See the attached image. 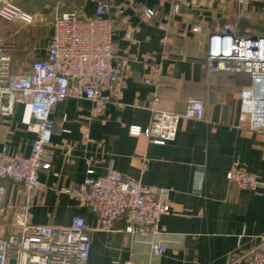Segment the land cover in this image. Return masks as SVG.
Instances as JSON below:
<instances>
[{"label": "crops", "instance_id": "obj_1", "mask_svg": "<svg viewBox=\"0 0 264 264\" xmlns=\"http://www.w3.org/2000/svg\"><path fill=\"white\" fill-rule=\"evenodd\" d=\"M5 1L33 18L31 24L0 18V46L13 74L31 72L32 62L44 58L56 16L75 11L93 18L99 1L112 8L114 63L127 60L116 104L66 98L52 108L50 169L39 172L31 195L32 225L66 227L80 216L89 229L98 228L86 207L57 190L101 177L111 165L123 178L169 191L170 211L154 237L125 234L122 220L110 233L94 231L87 264H235L250 250L264 251V131L239 124L240 92L250 77L206 69L211 31L225 24L238 35L262 34L264 0L243 6L238 0H181L171 17L169 2L161 0ZM143 8L153 10V18L144 19ZM190 99L203 103L205 120H181L173 142L160 146L129 134L131 126H148L152 109L181 114ZM36 132L29 107L16 104L10 116L0 117V151L27 156ZM234 162L256 176L258 192L226 179ZM2 183L5 201L16 202L15 185Z\"/></svg>", "mask_w": 264, "mask_h": 264}, {"label": "built area", "instance_id": "obj_2", "mask_svg": "<svg viewBox=\"0 0 264 264\" xmlns=\"http://www.w3.org/2000/svg\"><path fill=\"white\" fill-rule=\"evenodd\" d=\"M161 1L169 2L170 17L179 14L181 0ZM245 3L238 0L240 6ZM111 10L109 3L99 1L93 18H81L75 11L56 16L50 22L46 54L32 62L28 73L13 74L11 57L0 46V117L10 116L16 104H25L37 126L27 156L0 151V264H87L91 234L112 232L118 220L124 222L123 232L127 235L147 238L162 231L160 220L170 211V192L123 178L111 165L101 177H88L57 190L86 207L96 217L98 228L89 229L80 216L73 217L66 227L30 223L31 195L39 187V172L50 169L46 150L54 131L52 108L66 98H86L97 107L116 104L120 98L127 60L114 63ZM154 14L151 9H142L146 20ZM0 18L33 22L31 16L5 0H0ZM206 60L208 71L250 77V85L240 92L239 124L253 132L264 131V30L258 35H238L235 26H218L210 33ZM181 120L204 121L203 103L190 99L181 114L152 109L148 126H131L129 134L163 146L175 140ZM225 177L252 192H258L261 186L239 162L230 166ZM2 181L15 185L16 202L5 201ZM162 252V247H155V254ZM235 264H264V251L250 250Z\"/></svg>", "mask_w": 264, "mask_h": 264}, {"label": "water", "instance_id": "obj_3", "mask_svg": "<svg viewBox=\"0 0 264 264\" xmlns=\"http://www.w3.org/2000/svg\"><path fill=\"white\" fill-rule=\"evenodd\" d=\"M10 264H14V262L13 261H10Z\"/></svg>", "mask_w": 264, "mask_h": 264}]
</instances>
